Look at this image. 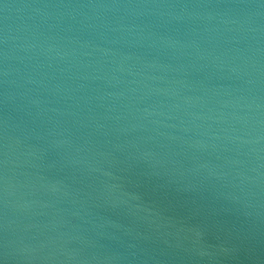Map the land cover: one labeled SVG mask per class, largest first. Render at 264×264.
Listing matches in <instances>:
<instances>
[{
    "label": "water",
    "instance_id": "water-1",
    "mask_svg": "<svg viewBox=\"0 0 264 264\" xmlns=\"http://www.w3.org/2000/svg\"><path fill=\"white\" fill-rule=\"evenodd\" d=\"M0 264H264V0H0Z\"/></svg>",
    "mask_w": 264,
    "mask_h": 264
}]
</instances>
